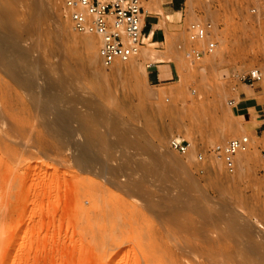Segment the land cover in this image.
I'll use <instances>...</instances> for the list:
<instances>
[{"label": "rangeland", "instance_id": "obj_1", "mask_svg": "<svg viewBox=\"0 0 264 264\" xmlns=\"http://www.w3.org/2000/svg\"><path fill=\"white\" fill-rule=\"evenodd\" d=\"M164 20L180 75L155 83L149 44L105 67L63 0H0V264H264V152L252 138L229 174L210 151L250 135L228 101L235 72L264 71V0H186ZM197 20L213 30L192 60L178 45Z\"/></svg>", "mask_w": 264, "mask_h": 264}, {"label": "built area", "instance_id": "obj_2", "mask_svg": "<svg viewBox=\"0 0 264 264\" xmlns=\"http://www.w3.org/2000/svg\"><path fill=\"white\" fill-rule=\"evenodd\" d=\"M185 2L183 0V4ZM63 3L65 14L75 31L99 38L98 53L103 66L126 63L140 54L146 43L143 0H63ZM212 30L213 23L210 21L197 20L190 23V45L181 43L178 48L188 59H201L204 54L201 43L209 40ZM215 46L216 42L210 41L207 51L212 52ZM233 76L237 78V82L250 84L264 79V73L259 67L235 72ZM235 101L233 97L228 104L232 107ZM252 138L251 135L233 137L216 144L210 151L217 154L222 159L225 170L233 174L237 170L239 156L249 151ZM169 145L184 155L189 154L192 147L189 140L179 137L172 138ZM198 157L203 159L204 154L200 153Z\"/></svg>", "mask_w": 264, "mask_h": 264}, {"label": "crops", "instance_id": "obj_3", "mask_svg": "<svg viewBox=\"0 0 264 264\" xmlns=\"http://www.w3.org/2000/svg\"><path fill=\"white\" fill-rule=\"evenodd\" d=\"M182 4L183 0H143L144 33L147 40L144 46L149 44L147 49L151 50H147L146 55L152 57V63L148 65L152 67L149 71L152 82L171 81L180 75L177 62L162 57L165 53L160 52H163L161 46L167 41L168 31L171 30V26L164 20V14L177 15ZM233 97L236 100L231 108L234 116L241 128L250 133L255 144L264 152V79L253 84L238 81Z\"/></svg>", "mask_w": 264, "mask_h": 264}, {"label": "bare ground", "instance_id": "obj_4", "mask_svg": "<svg viewBox=\"0 0 264 264\" xmlns=\"http://www.w3.org/2000/svg\"><path fill=\"white\" fill-rule=\"evenodd\" d=\"M170 16V15H169ZM81 34V33H80ZM84 35V38H87V40H89V39H91L92 38V36H95V35H92V34H82V36ZM97 37V36H96ZM9 39L5 36V34H3L2 32H0V60L1 61H3V62H5V61H7L8 60V58H9V56L13 53V50H14V47H13V44H5L4 42H10V41H8ZM12 43V42H11ZM89 47V46H88ZM144 48V47H143ZM145 48H147V47H145ZM150 50V49H149ZM154 50V49H153ZM163 50V49H162ZM161 50V51H162ZM159 51V50H158ZM156 52V51H155ZM164 52V51H163ZM163 52H160V53H163ZM157 53V52H156ZM159 53V52H158ZM157 53V54H158ZM98 55H99V53H97ZM156 54V55H157ZM164 54V53H163ZM162 56V55H161ZM151 57V56H150ZM162 57H164V58H166V57H169V56H166V54H164ZM161 58V57H160ZM159 58V59H160ZM154 59V58H153ZM0 61V62H1ZM145 61H147V60H145ZM130 62V61H129ZM152 63V61L150 60V61H148L147 63H146V67L149 65V64H151ZM120 64H122V62L121 63H116V64H114V65H120ZM112 67V66H111ZM119 67V66H118ZM133 68V67H132ZM88 114V113H87ZM90 114H88V116H89ZM59 116V115H58ZM60 116H62V115H60ZM87 116V117H88ZM78 117V116H77ZM91 117H93V116H91ZM62 118V117H61ZM80 119V118H79ZM94 119V118H93ZM81 121H82V118L80 119ZM86 122V121H85ZM82 123V122H81ZM92 124H95L94 122L92 123ZM82 125V124H81ZM89 125H91V124H89ZM100 125V124H99ZM93 127V126H92ZM98 127V126H97ZM87 128V127H86ZM96 128V127H95ZM101 128V127H100ZM83 129V128H82ZM85 129V128H84ZM91 129V131L93 132L94 130H92V128H90ZM72 130V129H71ZM89 130V129H88ZM88 130H86V132L88 131ZM98 130V129H97ZM81 132H83V130H80ZM72 132V131H71ZM74 132V131H73ZM96 132V131H95ZM94 132V133H95ZM101 132V131H100ZM93 133V134H94ZM80 134V133H79ZM85 134V136H87L88 135V133H84ZM87 134V135H86ZM96 134V133H95ZM97 134H99V133H97ZM74 135V134H73ZM72 135V136H73ZM90 135H92V134H90ZM76 136V135H75ZM95 136V135H94ZM89 137V136H88ZM138 137V136H137ZM88 140H90L89 138H87ZM91 140H93L92 138H91ZM90 140V141H91ZM125 147V146H124ZM88 148V147H87ZM91 149V148H90ZM83 150V149H82ZM89 150V149H88ZM87 151V150H86ZM131 153V152H130ZM138 153V152H137ZM83 154V153H82ZM140 154V153H139ZM243 154H245V153H243ZM242 155V154H241ZM84 156V155H83ZM87 156H88V154H87ZM86 156V157H87ZM127 157V156H126ZM129 157V156H128ZM174 160V159H173ZM177 160V159H176ZM175 162V161H174ZM184 165V164H183ZM182 165V166H183ZM176 167V166H175ZM181 167V166H180ZM150 253V252H149ZM152 255V254H151ZM158 256V255H157ZM148 257V256H147ZM152 257H153V255H152ZM163 260V259H162ZM153 261V260H152ZM152 261H150L151 263H152ZM148 262V261H147ZM156 262V261H155ZM153 264V263H152Z\"/></svg>", "mask_w": 264, "mask_h": 264}]
</instances>
